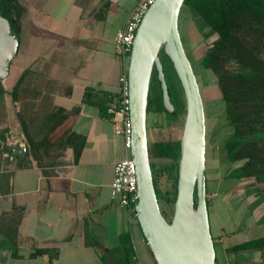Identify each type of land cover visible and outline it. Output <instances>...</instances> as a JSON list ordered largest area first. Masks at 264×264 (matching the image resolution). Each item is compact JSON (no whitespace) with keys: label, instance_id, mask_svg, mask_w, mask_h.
<instances>
[{"label":"crops","instance_id":"0c3cea01","mask_svg":"<svg viewBox=\"0 0 264 264\" xmlns=\"http://www.w3.org/2000/svg\"><path fill=\"white\" fill-rule=\"evenodd\" d=\"M28 1L20 0L25 12L17 54L25 61L17 80L28 70L27 90L19 102L11 96L9 117L21 100L48 97L54 107L79 109L66 127L85 145L77 160L69 148L57 165L43 169L29 148L26 156L11 159L12 140L23 137L22 131L11 128L0 139V264H119L129 256V245L135 264H155L137 218L112 196L115 166L128 155L110 117L127 70L115 37L138 0ZM216 159L210 152L215 175L207 177L213 186L207 198L216 264H264V243L256 245L264 238L263 194L250 184L253 179L228 178L241 163L222 167ZM38 249L52 250L56 258L31 257Z\"/></svg>","mask_w":264,"mask_h":264},{"label":"trees","instance_id":"16d2710c","mask_svg":"<svg viewBox=\"0 0 264 264\" xmlns=\"http://www.w3.org/2000/svg\"><path fill=\"white\" fill-rule=\"evenodd\" d=\"M184 5L190 6L203 18L211 36H217L205 54L202 64L217 78V85L226 106V117L233 129L224 144L227 161L232 165L241 163V166L229 172L228 178L255 179L262 183L264 182V0H185ZM24 12L20 0H0V14L10 22L12 33L19 41ZM161 60L169 95L175 107L172 112L165 108L158 72L154 68L147 112L164 114L174 121L178 119L181 111L178 110V106L183 110L186 109L183 105L185 95L172 62L164 51L161 52ZM229 66L233 68L230 69ZM28 75V70H24L14 84L10 92L14 102H19L25 94ZM5 94L7 88L0 81V125L5 126L4 132L0 135L2 140L5 139V133L9 132ZM88 98L90 94L87 92L85 102ZM48 99L50 98L42 97L39 102L23 99L17 112L27 148L38 166L43 169L57 165L59 157L69 148L73 149L77 160L85 145L70 126L66 127L70 118L78 114L79 109L68 112L54 107ZM116 109H118L117 105L110 117H114ZM102 115L106 116L104 113ZM149 156L156 194L162 214L167 219L168 214L163 204L174 207L177 198L180 140L154 142L149 146ZM154 159H170L173 162V166L167 169H172L175 173L170 177L171 186L165 193L160 189L155 176ZM30 165L26 163L25 166ZM260 193L263 194L261 190ZM194 198L197 205L196 190ZM207 205L209 207L208 198ZM133 214L136 217V212ZM19 223L20 220H17V225ZM262 243L264 238L256 245L261 246ZM128 253L129 256L122 259L119 264H133L134 255L130 257L133 254L131 245ZM42 255H49L51 261L56 258L52 255V250L48 249H38L30 256L34 258Z\"/></svg>","mask_w":264,"mask_h":264},{"label":"water","instance_id":"95a60500","mask_svg":"<svg viewBox=\"0 0 264 264\" xmlns=\"http://www.w3.org/2000/svg\"><path fill=\"white\" fill-rule=\"evenodd\" d=\"M185 0H155L136 32L128 66L132 147L138 191L135 212L156 264H216L207 205L206 113L203 96L179 31V17ZM20 41L11 33L9 21L0 14V81L10 75ZM168 56L181 83L186 102L180 157L177 198L171 221L162 214L156 194L149 156L147 108L154 68L161 84L163 103L172 112L174 105L163 71L161 52ZM11 159L26 156L27 147L15 140ZM195 190L197 205H195Z\"/></svg>","mask_w":264,"mask_h":264},{"label":"rangeland","instance_id":"374dc122","mask_svg":"<svg viewBox=\"0 0 264 264\" xmlns=\"http://www.w3.org/2000/svg\"><path fill=\"white\" fill-rule=\"evenodd\" d=\"M24 1L25 2L22 4L27 5L30 3L28 0ZM179 31L186 54L192 63L203 96L207 125V154L209 155L207 162V177H209V180H211L214 179L213 176L215 175V165L212 163V161L210 162V152L212 154L214 153L217 156L216 160H218V163L222 167H224L227 162V154L224 149V144L229 139L231 131L233 130L232 127H230L226 117V106L223 101L221 91L217 85V78L214 76L211 70L206 69L202 64V60L205 54L207 53L208 49L213 44V42L216 40L217 36H211V32L208 29V26L203 20V18L197 15L191 9L190 6L185 5H183L181 9L179 17ZM24 65V59H22L21 56H18L17 59L15 61L13 60L11 64L10 75L3 80L4 86L7 88V94H5L4 96L6 108L8 103H11V94L9 88L12 85V82L17 80V75L20 74ZM229 68L232 69L233 67L229 66ZM173 105L175 107V104ZM183 105H185L184 108H186L185 101ZM178 110H181L179 112V117L177 120L174 121L171 120V118H167L164 114H159L156 112L148 113L147 136L149 146H151L154 142L180 139L186 109L183 110V108H179L178 106ZM6 114L7 127L9 129L16 128V130L20 133L22 130L21 127L17 126V124L20 123L18 122L17 117H15V115L17 116L16 111L12 108L9 117L7 109ZM8 135L10 137L9 139H12V134L8 133ZM23 137L19 136L18 139L22 138V141L27 142L25 135ZM15 140H12V142H14ZM154 161L156 164L155 176L158 179L157 181L160 186V189L163 193H165L167 192V190L170 189V177L172 176V174L174 175L175 173L174 170L171 169V171L167 169L173 166V162L170 159H154ZM220 171H222V169ZM209 180L207 183V190L209 188L210 191V187L213 186L211 185L212 182H210ZM245 181L250 180L245 179ZM250 184L256 185V183L253 181ZM258 184H260L258 185V187H260V189L264 191V182ZM163 207L165 208L168 214L167 220L171 221L174 212V207L168 206L165 203L163 204ZM137 252L139 255H141L142 253L139 249L137 250ZM132 256L133 255H130V257ZM153 261L156 264L154 258ZM132 263L135 264L136 260L132 259Z\"/></svg>","mask_w":264,"mask_h":264},{"label":"built area","instance_id":"2783aa9c","mask_svg":"<svg viewBox=\"0 0 264 264\" xmlns=\"http://www.w3.org/2000/svg\"><path fill=\"white\" fill-rule=\"evenodd\" d=\"M155 0H138L137 6L128 21L125 29L120 30L115 37L117 56L120 60L127 63L126 72L120 77L122 85L121 94L115 98L118 109L115 111L114 128L115 133L124 140V147L127 150V157L118 161L115 166V176L112 184L113 198H119L120 204L129 209L131 213L135 212L136 194L138 191V180L135 164L130 156L132 147V124L130 120V99L128 83V64L130 52L136 36V32L142 22V19Z\"/></svg>","mask_w":264,"mask_h":264},{"label":"flooded vegetation","instance_id":"af4514ba","mask_svg":"<svg viewBox=\"0 0 264 264\" xmlns=\"http://www.w3.org/2000/svg\"><path fill=\"white\" fill-rule=\"evenodd\" d=\"M23 7V6H22ZM24 9V8H23ZM10 23V22H9ZM10 28H11V24H10ZM11 33H12V29H11ZM13 34V33H12ZM15 35V34H14ZM160 114V113H159ZM206 140H207V138H206ZM253 182H255L256 183V185L255 184H253L254 186H256V188H257V190L258 191H262L263 192V195H264V191L262 190V189H260V187H258V185H260V184H258V183H260V182H258V181H256L255 179H253Z\"/></svg>","mask_w":264,"mask_h":264}]
</instances>
